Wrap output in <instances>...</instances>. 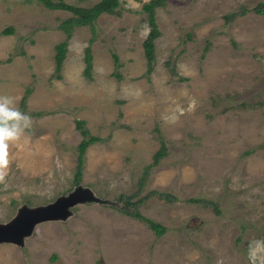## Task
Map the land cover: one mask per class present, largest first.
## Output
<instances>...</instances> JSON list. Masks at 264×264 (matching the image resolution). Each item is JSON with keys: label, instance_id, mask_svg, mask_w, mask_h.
I'll use <instances>...</instances> for the list:
<instances>
[{"label": "rangeland", "instance_id": "rangeland-1", "mask_svg": "<svg viewBox=\"0 0 264 264\" xmlns=\"http://www.w3.org/2000/svg\"><path fill=\"white\" fill-rule=\"evenodd\" d=\"M144 1L118 0L66 36L70 10L0 0V95L19 106L26 93L19 108L32 117L10 145L0 222L79 187L98 198L35 223L21 244L0 242V264H264V13L252 8L264 0H165L149 70ZM75 119L99 137L78 179ZM119 193L142 197L137 210L164 230L121 212Z\"/></svg>", "mask_w": 264, "mask_h": 264}, {"label": "trees", "instance_id": "trees-1", "mask_svg": "<svg viewBox=\"0 0 264 264\" xmlns=\"http://www.w3.org/2000/svg\"><path fill=\"white\" fill-rule=\"evenodd\" d=\"M45 7L48 8H62L70 10L73 14L63 20L60 21L58 24L61 29L64 30L66 36H68L69 31L73 25H81V24H88L91 25L94 18L100 13V12H109L112 13L114 11V7L118 4V0H98L97 2L93 3L90 6H75L69 3H66L61 0H39ZM165 0H146L142 2L141 8L146 13V21L148 23V31L144 39L142 40L143 44V51L146 57L147 62V69L150 68V62L152 59V48H153V38L158 34V29L156 26V22L154 19V7L161 5ZM253 10H255L258 13H264V1L257 2L253 7ZM244 12V9H241L239 11ZM235 15L234 12L226 13L224 17L232 18ZM11 27H7L6 30H10ZM55 53H54V69L58 70L60 68V63L62 61L63 55H64V48H65V40H60L55 43ZM90 67V53L88 46L85 47L84 51V67L83 70L85 73H88V69ZM28 89H26L27 91ZM26 96V93H23L19 99V106H23L24 104V97ZM82 119H75L74 125L78 129L79 133L81 134V137L79 141L76 144L77 152H76V163H75V169L73 172V176L75 179H78V177L81 174V167H82V156L84 153V150L86 146L93 142L95 139H98L99 137L96 135L91 134L86 127L83 126ZM164 153V145L161 143L159 147L153 152V162H155L160 156H162ZM146 173V169L144 170V174ZM144 176V175H143ZM142 180V177H140V181ZM153 192L157 193L158 197L161 198H167L171 199L172 195H170L169 192L166 191H154L152 189L148 190L146 194L148 195ZM132 197V193H119L118 199L122 202L120 205V211L133 216L140 218L145 221L147 226L152 229L155 233L160 234L164 227L159 222H156L146 216H143L139 213L137 210L138 203L140 202L142 197H138L136 199H130ZM189 200H195L199 201L202 204H211L214 209H216V204L209 200L204 198H198V197H190Z\"/></svg>", "mask_w": 264, "mask_h": 264}, {"label": "water", "instance_id": "water-1", "mask_svg": "<svg viewBox=\"0 0 264 264\" xmlns=\"http://www.w3.org/2000/svg\"><path fill=\"white\" fill-rule=\"evenodd\" d=\"M85 200L97 201L98 198L88 188L79 187L43 205H22L9 220L0 222V242L21 244L23 236L30 233L35 223L65 217L68 207Z\"/></svg>", "mask_w": 264, "mask_h": 264}, {"label": "clouds", "instance_id": "clouds-1", "mask_svg": "<svg viewBox=\"0 0 264 264\" xmlns=\"http://www.w3.org/2000/svg\"><path fill=\"white\" fill-rule=\"evenodd\" d=\"M32 126V117L22 111L16 98L0 95V183L8 176L10 145L19 141Z\"/></svg>", "mask_w": 264, "mask_h": 264}]
</instances>
